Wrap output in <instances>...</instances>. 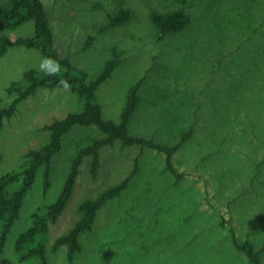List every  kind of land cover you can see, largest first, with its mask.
I'll list each match as a JSON object with an SVG mask.
<instances>
[{"label": "rangeland", "instance_id": "obj_1", "mask_svg": "<svg viewBox=\"0 0 264 264\" xmlns=\"http://www.w3.org/2000/svg\"><path fill=\"white\" fill-rule=\"evenodd\" d=\"M8 0H0L7 2ZM51 13L56 47L95 77L112 48L122 62L98 90L106 118L120 119L128 90L142 80L140 106L131 129L162 142L178 143L173 156L182 176L166 169L165 153L121 140L102 150L97 177L91 159L81 166L72 199L50 223L49 264H253L235 245L264 244V0H44ZM121 3L132 9L124 24L100 31ZM183 9L191 14L181 32L165 35L153 11ZM34 20L3 30L12 40L34 34ZM95 39L84 47L89 35ZM44 58L37 48L12 44L0 58V107L18 95L8 87ZM40 70V69H39ZM84 102L73 90L41 87L23 99L0 133V174L18 168L30 149L49 138L44 126ZM103 135L94 126H76L54 157L51 185L45 168L26 196L20 217L8 235L3 259L40 264L38 256L21 261L19 235L34 221V212L54 201L76 151ZM130 186L99 212L81 238L83 250L73 261L68 247L54 249L56 238L80 216L78 204L119 181L134 166ZM261 264H264V251Z\"/></svg>", "mask_w": 264, "mask_h": 264}, {"label": "trees", "instance_id": "obj_2", "mask_svg": "<svg viewBox=\"0 0 264 264\" xmlns=\"http://www.w3.org/2000/svg\"><path fill=\"white\" fill-rule=\"evenodd\" d=\"M132 16V9L126 3H121L117 11L108 14V21L103 23L100 31L124 24ZM152 18L159 27L162 37L183 31L191 22L192 16L183 9L173 11H153ZM29 20H34V34L20 36L12 40L7 33L0 34V58L8 51L12 44L37 48L44 57H50L60 65L58 75H45L43 71L30 68L24 72L22 79L14 81L8 87L10 92L17 91L16 98L6 107H0V133L7 118L14 115L19 103L35 94L41 87L60 86L58 81L67 80L71 90L76 91L84 105L81 109L70 111L64 117L56 118L44 126L49 131L48 140L38 148L29 150L28 158L16 169L0 174V255L4 252L8 235L12 231L15 221L20 217L26 196L33 187L39 169L45 168V189L51 185L54 157L62 150L68 133L76 126L98 127L103 135L94 141L81 146L72 158L69 171L57 198L46 203L34 212L33 224L23 231L17 241L16 248L21 261L38 256L40 264H49L47 256V241L50 223L56 221L66 209L72 199L81 166L88 157L91 159V173L97 177L102 165V150L113 146L118 140L123 145H139L141 152L146 147L155 148L166 155V169L172 174L182 176L173 161V156L191 131L184 133L178 143L162 142L155 137L135 133L131 129V122L135 116L141 100L142 80H138L128 90L125 106L120 119L106 118L103 106L97 98L101 85L106 82L120 66L123 58L122 51L114 46L111 55L106 59L101 71L93 78L89 72L74 64L70 56L63 55L56 47V33L54 31L51 13L44 0H8L0 2V28L13 29ZM95 39V34L89 35L84 47H88ZM1 101V97H0ZM140 169V153L135 158L133 169L119 181L104 188L95 196H88L78 204L80 216L69 230L59 235L54 243L57 250L63 245L68 247V259L73 261L76 254L83 250L81 236L92 229L99 212L111 200L120 196L129 186ZM235 245L242 249L253 264H261L264 244L257 249L251 240L240 242L236 233L232 231ZM2 264H23L3 259Z\"/></svg>", "mask_w": 264, "mask_h": 264}, {"label": "clouds", "instance_id": "obj_3", "mask_svg": "<svg viewBox=\"0 0 264 264\" xmlns=\"http://www.w3.org/2000/svg\"><path fill=\"white\" fill-rule=\"evenodd\" d=\"M39 69L43 71L45 75L49 76L58 75L60 73L59 63L50 57H44L41 59ZM58 84L65 90L71 89V84L67 80H60L58 81Z\"/></svg>", "mask_w": 264, "mask_h": 264}]
</instances>
